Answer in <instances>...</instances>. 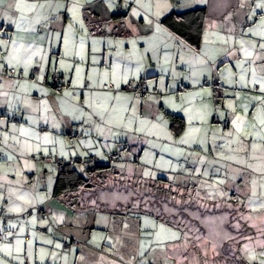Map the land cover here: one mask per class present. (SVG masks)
Wrapping results in <instances>:
<instances>
[{
  "label": "crops",
  "instance_id": "1",
  "mask_svg": "<svg viewBox=\"0 0 264 264\" xmlns=\"http://www.w3.org/2000/svg\"><path fill=\"white\" fill-rule=\"evenodd\" d=\"M50 1L31 6L32 0H19L20 9L11 6L13 0L0 4V40L15 43L23 56L8 67L2 63L6 44L0 47V264H91L95 254H75L74 244H62L69 236L77 239V226L66 207L68 198L53 195L59 161L104 159L136 145L143 147L141 162L151 140L161 139L171 144L168 153L175 157L181 152L177 137L187 127L209 124L210 136L212 130H224L216 143L239 131L248 144L243 151L247 162L240 163L244 171L236 169L239 174L253 170L264 175V8L259 7L264 0L161 2L157 14L162 17L174 9L208 8L199 49L164 28L162 17L151 26L134 24L142 45L131 46L129 38L121 41L132 35L127 21L129 33L114 36L118 23H110L101 35L85 21L84 10L92 3L83 4L73 21L69 9L55 10ZM34 67L39 73L33 79ZM9 68L23 69V77L10 76ZM55 72L61 76L59 88L53 85ZM217 86L223 95L215 94ZM167 110L185 119L181 135L171 132ZM14 115L20 121H11ZM243 127H250L249 136ZM253 182L243 179V193L234 201L223 200L233 201L239 221L255 232L237 244L245 259L264 246V188L250 202ZM183 252L178 242L168 245L170 256ZM248 264L259 263L251 256Z\"/></svg>",
  "mask_w": 264,
  "mask_h": 264
},
{
  "label": "rangeland",
  "instance_id": "2",
  "mask_svg": "<svg viewBox=\"0 0 264 264\" xmlns=\"http://www.w3.org/2000/svg\"><path fill=\"white\" fill-rule=\"evenodd\" d=\"M40 1L32 0L30 5L38 6ZM163 1L172 4L170 0H52L49 4L55 10L62 9L66 11L69 9L70 17L71 19L73 18V21L75 14L86 3H92L91 5L94 7V10L105 15L120 12L128 13L127 25L132 35L124 37L121 41L126 42L127 38H129V42L127 43L131 46H141L142 36H139L134 24L140 25L142 28L141 24H150L151 26L152 22L159 21V17H162L159 15L163 14H157V12L161 9V2ZM130 25H133V27L131 28ZM69 36V32L66 33V42ZM3 44H6L5 41L0 40V47ZM4 48L6 49L5 59L2 63L9 67L15 62V60H12V56L16 54L19 48L15 43H7ZM9 61H11V64ZM242 129V133L249 136L250 127H243ZM209 130V124L203 127L194 125L187 127L186 133L177 137L181 152L175 157L168 153L172 147L171 144L161 141L165 139H161L158 142L151 140L150 144H152V148L148 147L145 149L141 162L132 160V157H140L143 152V147L138 146L137 148L135 145L134 147L131 146L129 150L121 149L120 151L123 154L122 161L112 164L124 173L128 177L125 178L131 182L134 180L155 181L160 177H166L170 181H175V183L182 181L194 183L195 192L193 193L175 188L176 193L180 195L186 193L188 196L187 201H184L181 196L175 197V204L195 202V205H197V203H203L205 208L211 211L212 204L205 201L222 202L226 198L232 199L234 191L231 189V186L242 187V180L247 178L255 181L252 183L254 186L253 192L249 195V201L254 202L257 198L256 194L259 187L261 186L260 189L264 188V175H257L253 170H249V174L252 176L237 172L240 169L244 171V167L240 163L247 162L243 151L248 147V144L241 139L242 135L238 134L240 133L239 131L237 135L231 138L226 137V139H221L222 141L216 143L215 141H218L224 130L218 133H216L217 130H212L211 136ZM193 139L195 144H190L189 141ZM186 143L198 148L193 150ZM210 145L212 149H210ZM252 145L255 150H264V144H262V149L260 146L255 147V143H252ZM198 154L202 156L201 161L198 160ZM205 158H208L206 159L208 162H205ZM87 160H83L84 163L78 166V169L83 174L85 173V167H87ZM104 160L106 161L107 159L104 158ZM203 166H206V169H203ZM231 172L238 174L232 175L230 174ZM239 175L241 176L240 179ZM112 179L114 181H121L120 179L122 178ZM112 179L110 182L113 183ZM232 180H234L233 183ZM257 181L261 182L260 185L256 183ZM146 190L140 189L139 192L144 194ZM199 198L205 201H201ZM152 199L153 201L155 200L153 196ZM199 210L203 209L197 208L196 211ZM165 211L169 212L171 209L166 208ZM92 212L95 215L94 219L90 221L89 217L83 212H70L75 215L76 218L73 225L77 226V239L75 238L77 244H74L72 248L76 250L75 254H79V251L85 252V250L90 252V256L95 254L93 260L90 261L91 264H223L221 259H218V250L226 256H235L239 240L245 237L243 231L245 226L239 223L238 216L232 219L230 214L225 212L206 218L203 225L205 224L208 235L192 243H187L185 235L181 230L169 227L160 222L156 217L148 214H140L133 217H112L108 213L96 208ZM60 215L64 223V214L60 213ZM195 218L199 217L196 216ZM76 219L77 224L75 225ZM238 232L240 234L236 235ZM79 234L80 236H77ZM176 242L183 246L184 254L181 256L171 254L170 256L167 253L168 245L175 244ZM209 242L211 244L210 249L208 246ZM62 244H64V239ZM196 248L198 249L197 252L195 251ZM66 252L69 253L70 250L68 249ZM210 252L213 256V260L210 261L211 263L207 262V258H211ZM251 253L252 258L257 259L259 264H264V246ZM84 254L80 255V258L83 260ZM251 256L246 258V260H251ZM177 259L179 260L178 262ZM226 264L233 263L227 260Z\"/></svg>",
  "mask_w": 264,
  "mask_h": 264
},
{
  "label": "trees",
  "instance_id": "3",
  "mask_svg": "<svg viewBox=\"0 0 264 264\" xmlns=\"http://www.w3.org/2000/svg\"><path fill=\"white\" fill-rule=\"evenodd\" d=\"M170 1L175 4L178 3L179 0ZM84 12L85 21L94 32H98L101 35L105 34V28L108 24L118 23L112 32L114 36H123L129 33L125 25L128 13L120 12L105 15L94 10L92 6L86 7ZM208 18L209 11L207 7H197L186 11H177L174 9L162 17L160 23L188 46L199 49L202 44L203 33ZM11 70L15 72L12 73ZM32 70L31 77L34 79L37 74H33ZM7 73L17 78H22L24 75L23 69L16 68H9ZM53 74H56V72ZM57 74L59 75L60 81L58 83L53 81V85L59 88L61 85V76L59 73ZM66 84L69 85V83ZM215 94L217 96L223 95V93L221 95L217 94L216 90ZM217 103H219V100H217ZM164 113L169 120L171 132L175 136L181 135L186 127L185 119L181 115L168 110ZM10 120L18 122L20 121V117L19 115H14L11 116ZM115 154H120V157L116 158ZM1 155L2 152H0V156ZM106 158V161L99 158L100 160L98 162L93 161L92 158L87 160V167H85L84 174L77 167V162L79 161H59L53 195L55 197L66 196L68 198L66 203L67 209L75 213H85L89 217V221L94 219L95 214L92 212L94 208L106 212L112 217H133L140 214L154 216L165 225L181 230L185 235L187 243L197 242L198 239L208 235V230L203 223L209 216L220 215L219 213L224 212L229 213L232 219L238 216L239 210L235 209L236 206H234L235 203L233 201L235 196L239 197V195L243 193L241 186L233 188L234 194L231 203L224 201H205L199 198L201 201L212 204L211 211L207 210L203 203H197L198 206L195 205V202L175 204V197L181 196L184 201L188 199L186 193L180 195L175 192V188L184 189L193 193L195 192L194 183H189L187 181L175 183V181H170L166 177H160L155 181L134 180L131 182L125 178L127 176L124 173L119 171L112 164L114 162H121L122 155L120 152L108 153L106 154ZM133 160L135 162L139 161L137 156H135ZM79 163L83 164L84 161ZM112 178L122 179H120L121 181H114ZM111 179L114 181L113 183L110 182ZM140 189L147 190L143 194L139 192ZM238 189L241 190L239 191ZM152 196L155 198L154 201ZM166 208L171 209V211H165ZM197 208H202L203 210L196 211ZM181 216H183V218H181ZM196 216L199 218H195ZM242 224L245 226L243 230L245 235L242 234L245 236L244 238L255 234L251 227L247 226L245 223ZM239 234V232L236 233V235ZM65 243L68 245L67 248H71V246L77 242L69 237L64 244ZM197 250L196 248L195 251L197 252ZM235 254V256H226L218 250V259H221L224 264H226L227 260L230 262L232 261L233 264H248V261L239 251Z\"/></svg>",
  "mask_w": 264,
  "mask_h": 264
},
{
  "label": "built area",
  "instance_id": "4",
  "mask_svg": "<svg viewBox=\"0 0 264 264\" xmlns=\"http://www.w3.org/2000/svg\"><path fill=\"white\" fill-rule=\"evenodd\" d=\"M11 71H12V73L15 72L14 70H11ZM38 72H39V68H38V67H34L33 70H32V73H33V74H38ZM53 81H54L55 83H58V82L60 81V79H59V75H58L57 73L53 75ZM139 89H140V91H142V92L145 91V85H144V83H141V84L139 85ZM215 90H216L217 94H219V95H221V94L223 93V89H222V87L217 86V87H215ZM223 124L226 125L227 122H224ZM115 157H116V158L120 157V154H119V155H118V154H115ZM92 160L95 161V162H98L100 159H99L97 156H94V157L92 158ZM1 241H2V236L0 235V242H1ZM64 246L67 247V246H68L67 243H65Z\"/></svg>",
  "mask_w": 264,
  "mask_h": 264
},
{
  "label": "snow or ice",
  "instance_id": "5",
  "mask_svg": "<svg viewBox=\"0 0 264 264\" xmlns=\"http://www.w3.org/2000/svg\"><path fill=\"white\" fill-rule=\"evenodd\" d=\"M2 3H3V0H0V4ZM11 6H13L15 9H20L22 5L19 2V0H13V3ZM259 7L264 8V4L259 5ZM262 35H264V33H262ZM262 47H264V45H262ZM12 60L17 61L18 63L22 62L23 56L19 53V49H17L16 54L12 56ZM9 63L11 64V61H9ZM12 66L15 67V65H12Z\"/></svg>",
  "mask_w": 264,
  "mask_h": 264
}]
</instances>
